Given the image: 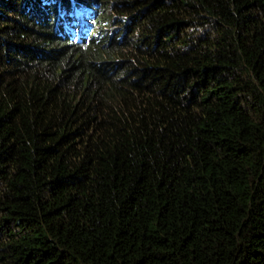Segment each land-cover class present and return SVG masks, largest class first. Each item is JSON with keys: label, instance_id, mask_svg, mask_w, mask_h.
Listing matches in <instances>:
<instances>
[{"label": "trees", "instance_id": "16d2710c", "mask_svg": "<svg viewBox=\"0 0 264 264\" xmlns=\"http://www.w3.org/2000/svg\"><path fill=\"white\" fill-rule=\"evenodd\" d=\"M62 1L0 0V264H264V0Z\"/></svg>", "mask_w": 264, "mask_h": 264}, {"label": "clouds", "instance_id": "9594fccd", "mask_svg": "<svg viewBox=\"0 0 264 264\" xmlns=\"http://www.w3.org/2000/svg\"><path fill=\"white\" fill-rule=\"evenodd\" d=\"M64 1V0H63ZM62 1V2H63ZM91 18L85 19V20H77L75 22V24H77L76 26L72 27L70 32L68 34H70L71 38L77 40L80 38L82 32L91 24Z\"/></svg>", "mask_w": 264, "mask_h": 264}, {"label": "rangeland", "instance_id": "374dc122", "mask_svg": "<svg viewBox=\"0 0 264 264\" xmlns=\"http://www.w3.org/2000/svg\"><path fill=\"white\" fill-rule=\"evenodd\" d=\"M121 25H122V22L119 20V17H115V21L112 24V27L115 28V27H119Z\"/></svg>", "mask_w": 264, "mask_h": 264}]
</instances>
